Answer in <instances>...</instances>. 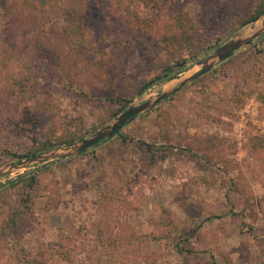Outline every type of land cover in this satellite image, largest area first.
<instances>
[{
	"label": "rangeland",
	"instance_id": "rangeland-1",
	"mask_svg": "<svg viewBox=\"0 0 264 264\" xmlns=\"http://www.w3.org/2000/svg\"><path fill=\"white\" fill-rule=\"evenodd\" d=\"M117 1L35 0L24 19L0 4V264H264V33L118 134L25 162L264 27V15L242 24L256 0H121L133 25ZM179 18L190 48L162 46ZM176 61L175 78L137 94ZM118 96L130 101L119 108Z\"/></svg>",
	"mask_w": 264,
	"mask_h": 264
},
{
	"label": "water",
	"instance_id": "water-1",
	"mask_svg": "<svg viewBox=\"0 0 264 264\" xmlns=\"http://www.w3.org/2000/svg\"><path fill=\"white\" fill-rule=\"evenodd\" d=\"M262 33H264V27L255 29L249 35H240L235 38L229 39L227 42L219 46L208 57L199 61V64H201V68L198 71L188 75L175 86L170 87L167 90L161 91L153 99L145 100L137 105H130L123 112H121L111 124L99 128L90 137L82 138L77 143H72L68 146L62 147L61 150H63V152H58L57 150H55L53 152H50L48 155H40L37 157L29 158L25 162L42 161L46 158L54 156L80 153L86 150L88 147L95 145L101 139L112 137L114 134L119 132L124 125L132 121L138 114L148 109H151L161 101L165 100L166 98H169L178 90H180L184 85L208 72L216 62L223 61L229 58L238 48H240L244 44H249L254 38L260 36Z\"/></svg>",
	"mask_w": 264,
	"mask_h": 264
},
{
	"label": "trees",
	"instance_id": "trees-1",
	"mask_svg": "<svg viewBox=\"0 0 264 264\" xmlns=\"http://www.w3.org/2000/svg\"><path fill=\"white\" fill-rule=\"evenodd\" d=\"M7 2H8V4H7ZM117 3L123 7V10L121 11V13L124 16L123 18H124L125 22H127L129 25L135 24L136 21L134 22L133 20H131V14L132 13H130V11H131L130 1L123 2L121 0H118ZM0 4H3V5H1V7L3 6V8H5V10L10 11V9H13L15 11V14H16L15 17L21 18V19L29 17L30 15H34L36 12V7H37L35 5V0H0ZM9 4H10V6H9ZM263 14H264V0H256L255 5H254L250 15L246 19L243 20L242 24L254 22L256 19L260 18V16H262ZM138 21L141 22V20H138ZM181 21L182 20L179 18V19H177V22L172 25V27H170V23L167 25V29L164 31V34H163L162 38L160 39V41L162 42V46H170L172 44L179 43L183 48H186V49L190 48V46L193 42L192 35H189L188 33L185 32L184 29H182ZM67 22L70 26H73L75 28L76 25H75V22H74L72 16L67 17ZM189 44H190V46L187 48V46ZM0 54L4 55L6 57L7 55L10 54V51L8 52V50L0 48ZM2 64H4V62H2ZM181 64H182V62H180V61H176V63L173 65L172 64H166L161 71L162 73H158V74L152 76L149 80L143 82V84L138 87L137 94L141 93L146 88H148L150 85H152L154 82L159 80L161 78V76L165 77V79H167V80H171V79L175 78L176 76H168L167 72L168 71L171 72V70L175 66L181 65ZM0 69H1V67H0ZM25 77H26V80H28V76H25ZM117 98H118L117 101L120 102L119 108H123L130 101L127 97L118 96ZM116 134H118V132ZM116 134H114V135H116ZM105 139H107V138L101 139L100 141H103ZM98 143H96V144H98ZM17 156L18 157H23V156L26 157V156H28V154H18ZM14 223H15L14 217L12 216L11 218L8 219V224L12 228H14V226H15ZM22 264H42V262L36 258L24 257Z\"/></svg>",
	"mask_w": 264,
	"mask_h": 264
}]
</instances>
